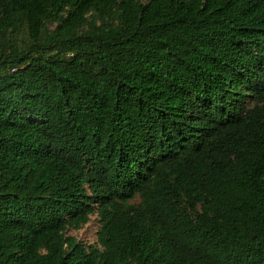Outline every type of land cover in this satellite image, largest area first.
<instances>
[{"label": "trees", "instance_id": "obj_1", "mask_svg": "<svg viewBox=\"0 0 264 264\" xmlns=\"http://www.w3.org/2000/svg\"><path fill=\"white\" fill-rule=\"evenodd\" d=\"M0 264H264V0H0Z\"/></svg>", "mask_w": 264, "mask_h": 264}, {"label": "rangeland", "instance_id": "obj_2", "mask_svg": "<svg viewBox=\"0 0 264 264\" xmlns=\"http://www.w3.org/2000/svg\"><path fill=\"white\" fill-rule=\"evenodd\" d=\"M19 35V41L24 38L23 34L16 32ZM100 228V222L97 215H93L89 223L79 230H71L69 235H73L80 241L87 245L93 244L97 241V232Z\"/></svg>", "mask_w": 264, "mask_h": 264}]
</instances>
